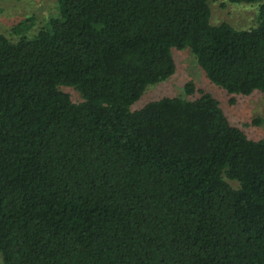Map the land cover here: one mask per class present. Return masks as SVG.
Instances as JSON below:
<instances>
[{
  "label": "trees",
  "instance_id": "obj_1",
  "mask_svg": "<svg viewBox=\"0 0 264 264\" xmlns=\"http://www.w3.org/2000/svg\"><path fill=\"white\" fill-rule=\"evenodd\" d=\"M217 1L57 0L33 36L0 33L3 264H264V139L193 81L131 110L173 49L264 93V0H225L259 5L248 29L212 24Z\"/></svg>",
  "mask_w": 264,
  "mask_h": 264
},
{
  "label": "rangeland",
  "instance_id": "obj_2",
  "mask_svg": "<svg viewBox=\"0 0 264 264\" xmlns=\"http://www.w3.org/2000/svg\"><path fill=\"white\" fill-rule=\"evenodd\" d=\"M211 23L227 22L238 29L256 26L259 18V5L256 3H231L225 0L212 2ZM58 15L57 0H0V33L13 41L22 35L33 36L48 20ZM27 20L26 23H22ZM176 72L167 80L149 85L144 94L133 103L131 110L138 109L148 102L163 96H183L185 85L193 81L196 88L213 93L221 102L232 124L240 127L253 140L264 139V93L250 95L231 94L211 83L198 65L189 48L173 49ZM69 93L75 102L82 96L73 87L61 88ZM236 187V182L230 181ZM0 264H3L0 254Z\"/></svg>",
  "mask_w": 264,
  "mask_h": 264
}]
</instances>
